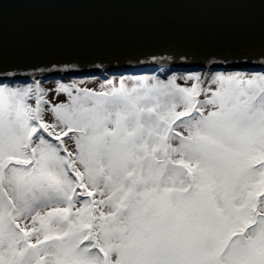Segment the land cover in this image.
Masks as SVG:
<instances>
[{
  "label": "snow or ice",
  "instance_id": "1",
  "mask_svg": "<svg viewBox=\"0 0 264 264\" xmlns=\"http://www.w3.org/2000/svg\"><path fill=\"white\" fill-rule=\"evenodd\" d=\"M0 264H264V0H0Z\"/></svg>",
  "mask_w": 264,
  "mask_h": 264
},
{
  "label": "water",
  "instance_id": "2",
  "mask_svg": "<svg viewBox=\"0 0 264 264\" xmlns=\"http://www.w3.org/2000/svg\"><path fill=\"white\" fill-rule=\"evenodd\" d=\"M193 21L175 17H71L44 14L25 7H14L7 24L21 38L41 41L71 42L91 38L90 34L72 27L119 24L125 26H172Z\"/></svg>",
  "mask_w": 264,
  "mask_h": 264
}]
</instances>
